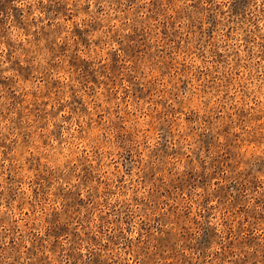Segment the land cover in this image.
<instances>
[{"label": "rangeland", "instance_id": "1", "mask_svg": "<svg viewBox=\"0 0 264 264\" xmlns=\"http://www.w3.org/2000/svg\"><path fill=\"white\" fill-rule=\"evenodd\" d=\"M0 264H264V0H0Z\"/></svg>", "mask_w": 264, "mask_h": 264}]
</instances>
